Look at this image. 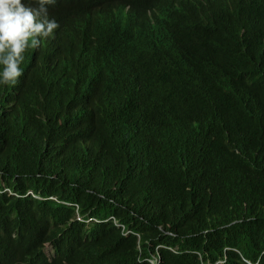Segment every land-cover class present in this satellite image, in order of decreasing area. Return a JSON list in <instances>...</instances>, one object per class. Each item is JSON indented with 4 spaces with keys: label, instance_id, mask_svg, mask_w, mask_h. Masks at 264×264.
Listing matches in <instances>:
<instances>
[{
    "label": "trees",
    "instance_id": "trees-1",
    "mask_svg": "<svg viewBox=\"0 0 264 264\" xmlns=\"http://www.w3.org/2000/svg\"><path fill=\"white\" fill-rule=\"evenodd\" d=\"M100 1L56 0L61 39ZM122 39L139 57L106 73L125 102L82 94L95 49L75 86L37 73L15 96L0 87V264H264V0H232L148 94L142 38ZM187 50L174 41L172 61Z\"/></svg>",
    "mask_w": 264,
    "mask_h": 264
},
{
    "label": "clouds",
    "instance_id": "clouds-1",
    "mask_svg": "<svg viewBox=\"0 0 264 264\" xmlns=\"http://www.w3.org/2000/svg\"><path fill=\"white\" fill-rule=\"evenodd\" d=\"M55 2L0 0V87L9 90L13 96L19 90L13 86L18 80L21 85L25 75H28L33 83L37 82L34 77L37 73L46 78L65 74L66 82L75 86L80 78L72 76L71 68L81 62L80 57L84 58L87 51L95 49L87 60L89 80L85 78L81 84L82 94L87 98L99 96V103H105L101 97L104 89L108 102H125L124 86L106 73L110 66L139 57L122 39L124 34L142 38L144 57L151 63L148 71L152 87L146 94L156 91L159 89L157 79L161 67L173 64L177 72H184L188 61L196 57L194 52L198 47L195 44L205 38L210 30L217 28L232 0H104L84 13L73 24L69 38L64 40L60 37L62 22L52 8ZM103 11L108 14L104 15ZM125 11H129L128 16H123ZM147 18L151 20L149 23H137ZM84 33L93 37L84 38ZM103 35L107 38H103ZM84 40L88 50L82 46ZM174 41L183 43L190 50L181 51L172 61ZM96 44L101 48L98 49ZM105 45L110 54H104L101 58L98 54ZM49 57L53 62L49 61ZM96 64L101 74L97 83L92 68ZM107 80H110V85L106 83ZM88 85L95 89H88ZM61 98L63 109L70 115L69 93H62ZM208 120L211 119L197 121ZM48 247L53 254V248L47 245L46 249Z\"/></svg>",
    "mask_w": 264,
    "mask_h": 264
},
{
    "label": "bare ground",
    "instance_id": "bare-ground-1",
    "mask_svg": "<svg viewBox=\"0 0 264 264\" xmlns=\"http://www.w3.org/2000/svg\"><path fill=\"white\" fill-rule=\"evenodd\" d=\"M146 13V12H145ZM154 13V12H153ZM151 20L150 19H145L144 21H138L137 23L138 24H143V23H149ZM83 35V37H85L86 36V34L84 33V34H82ZM136 36V35H135ZM136 42H138V41H136ZM82 46L85 48V50H88L87 49V46H85L84 44H82ZM79 53L81 54V51H79ZM59 56V55H58ZM60 56H62L61 54H60ZM82 59L83 58H81L80 57V61H82ZM33 62H35V60L32 58L31 59ZM49 61L50 62H53V59L51 58V57H49ZM91 64V63H90ZM87 75V74H86ZM53 76H56V75H53ZM93 77H94V80H95V83H97V81L96 80H98L101 76L99 75V73L97 72V71H95L94 70V73H93ZM86 79H88L89 80V75H88V77H86ZM216 79V78H215ZM188 82V81H187ZM20 82H19V80H18V82L15 84V85H13L14 86V88H19V86H20V84H19ZM95 87V86H94ZM88 89H90V90H94L95 88H93V86H91V85H88ZM81 96V98H82V95H81V93H79V97ZM83 100V99H82ZM5 102H6V100L5 99H2L1 100V102H0V107H1V113L3 112V115H4V104H5ZM83 103H84V101H83ZM66 109H68L69 107H65ZM242 123V122H241ZM232 126V125H231ZM49 127V126H48ZM220 130V129H219ZM253 130V129H252ZM230 136V135H229ZM222 139V138H221ZM127 140V139H126ZM219 140V139H218ZM221 144V143H220ZM140 145V144H139ZM228 209V208H227Z\"/></svg>",
    "mask_w": 264,
    "mask_h": 264
},
{
    "label": "rangeland",
    "instance_id": "rangeland-1",
    "mask_svg": "<svg viewBox=\"0 0 264 264\" xmlns=\"http://www.w3.org/2000/svg\"><path fill=\"white\" fill-rule=\"evenodd\" d=\"M46 252H47L48 255H51V254H52V249L48 247V248L46 249Z\"/></svg>",
    "mask_w": 264,
    "mask_h": 264
}]
</instances>
